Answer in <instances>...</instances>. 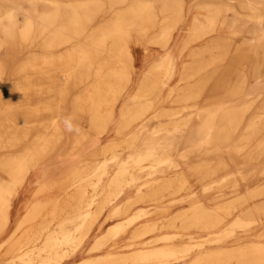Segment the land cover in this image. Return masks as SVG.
<instances>
[{
    "label": "bare ground",
    "instance_id": "6f19581e",
    "mask_svg": "<svg viewBox=\"0 0 264 264\" xmlns=\"http://www.w3.org/2000/svg\"><path fill=\"white\" fill-rule=\"evenodd\" d=\"M20 1L24 0H0V50L5 51V59L12 60L19 45L27 47L36 41L41 54L13 63L12 80L4 79L6 64L0 58V262L64 264L85 245L104 211L132 192L133 196L113 206L105 221L125 216L139 203H149L153 210L138 208L101 231L88 249L98 254L76 264H181L194 250L197 252L187 264H264L261 240L246 245L237 243L231 248H207L232 237L237 241V234L247 233L260 213L264 214V201L244 208L259 196L262 198L260 185L245 189L243 194L233 191L211 208L193 199L195 183L200 184L202 192L223 186L230 179L232 187L237 185V170L221 174L227 166L224 161L212 164L200 158L183 166L189 156L204 146L217 140L215 150H219L229 138L219 131L222 125L216 115L201 116L202 110L192 104L198 99V88L189 87L175 94L180 102H185L183 109L189 113L187 125H180L183 128L151 127L142 134V128L130 131L131 125L151 119L160 100L141 103L138 99L142 96L124 92L134 71L132 45L137 44L139 35L156 25L158 13L164 15L157 37L162 45H167L183 19L182 8L170 6L168 0H160V11L155 8V0H107L106 9L96 8L97 0H25L26 6ZM228 1L233 5H226V11L237 15L236 7L245 9V15L257 25L264 22V0ZM105 13L110 17L105 25L89 27L90 22ZM208 13L206 24L197 15L190 19L189 37L220 31L219 11L213 8ZM18 14L22 17L20 24ZM248 40L258 43L257 32ZM241 59L238 54L230 61L231 69L238 74ZM171 67L172 59L167 55L149 67L145 82L155 81L160 72L169 77ZM51 71L57 77H49ZM189 76H182L179 81ZM43 78L50 84L45 86L40 81ZM240 86L239 76L228 94L237 95ZM217 88L215 84L211 90ZM169 90L175 93L177 89ZM44 93L51 95L46 98ZM256 93L264 98V85L249 91ZM205 107L204 110L210 108ZM68 111L75 124L86 115L88 130H81L79 135L65 131L62 121ZM260 113L263 118L264 111ZM223 119L230 123L232 116L224 113ZM181 129L182 134L177 131ZM263 129L264 118L235 150L251 146L246 159H252V154L258 157L264 140L257 136ZM108 130L111 135L104 145L96 146L89 155L91 160H80L79 156L95 146ZM138 145L141 149L128 159L122 158L119 151L124 146L135 150ZM174 151L176 157L172 155ZM147 166L152 167L149 172ZM143 171L148 177L137 183V173ZM169 171L173 174L169 175ZM191 178L195 183H191ZM183 192L192 199L186 209L171 218L139 222L150 212L166 213L168 208L161 206L163 201L169 198L167 204H174L178 197H172ZM234 212L238 214L222 228ZM163 229L181 233L152 236ZM190 229L206 232L207 236L185 247L173 243ZM125 233H129L128 242L117 247L114 240ZM111 241L114 243L109 244ZM156 243L159 244L154 246ZM108 244L110 251L100 253ZM38 245L41 247L36 248ZM138 245L142 248L112 252Z\"/></svg>",
    "mask_w": 264,
    "mask_h": 264
},
{
    "label": "rangeland",
    "instance_id": "374dc122",
    "mask_svg": "<svg viewBox=\"0 0 264 264\" xmlns=\"http://www.w3.org/2000/svg\"><path fill=\"white\" fill-rule=\"evenodd\" d=\"M168 1L170 6L174 5V7L182 8L183 18L178 23L176 29L171 33L168 44L165 46L162 45V42L159 41L160 37H157V33L161 25L160 22L163 21L164 15L158 13L156 25L150 29L148 33L139 35L137 37V44L132 45V53L135 56L134 71L132 74V80L125 88L124 92L126 94H131L132 96H142V98L138 99V101L141 103L155 99L160 100L159 105H157L154 109L155 113L150 115L151 119H149L148 122H143L142 120L134 125H131L130 131L133 129L137 130L138 128H142V134L151 127L171 129L175 126L187 125L185 120L189 117V113L187 109H183L185 102H180L175 94L181 93L183 89L185 90L189 87H193L194 89L198 88V99L192 104H195L199 110H202L200 113L201 116H205L207 114L216 115L217 118L220 119V125H222L219 131L222 132V134L229 136V138L223 145H221L219 150H215V146L219 143L217 140L210 145L204 146L198 152H195L193 155L189 156V162H186V164L183 166L185 167L187 163L193 162L200 158L206 160L207 162H211L212 164H216L219 161H224L227 166L225 167V170H222L223 172L221 171V174H225L231 169L237 170V185L232 187L230 185V179L227 180V183L223 186L213 187V189L202 192L200 184L195 183L196 180L191 178V183H195L193 186V199H199L204 203L205 206L211 208L218 201L229 197L233 191L243 194L246 191L245 189L254 188L260 185L259 188L263 193V196L261 194L262 198L259 196L257 199L250 201L244 206V208L251 207L253 204L258 202L260 203L262 200L264 201V148L258 157L254 158V154H252V159L249 160L246 159V156L252 150L251 146L244 147L238 152L235 149L236 147L242 146L243 139L250 136L252 128L262 122L264 118L261 117L260 113L261 110L264 111V98L260 95V93L249 94L250 90L260 88L264 85V22L262 25H257L254 19H249L247 17L248 14L247 16L245 15L247 12L245 9L236 7L238 11L237 15L230 11H226V5H233V2L228 0ZM19 3L22 6H26L27 4L25 0L20 1ZM42 5L43 3H40L39 7ZM154 5L155 8L160 11L161 7H163V2L160 0H155ZM107 7V0H97L96 8L106 9ZM213 8L219 11L220 31L218 33L212 31L201 32L194 39L189 37L190 33L188 28L190 26V19L197 15L200 16L201 20L203 19L202 22L206 24L205 17H207V14H209L208 10ZM16 19L20 24L22 21L21 15L18 14ZM109 19V14L105 13L100 19L90 22V26H88L102 27L106 22H108ZM94 30H97V27ZM254 31L257 32L258 43H249L248 39L252 36ZM37 43L38 42L34 41V44H31L27 47L24 44L19 45L18 54L12 60L5 59V51L0 50V58L6 64L4 67V79L12 80L11 74L14 68L13 63H19L31 55L41 54V49L37 46ZM238 54L242 56V59L239 60L241 68L240 74H238L239 72L237 70L231 69L230 64L231 59L234 58V56H238ZM167 55H169L172 59V69L170 76L166 77L163 72H160L155 81L146 83L144 75L148 71L149 67L152 64L161 62L167 57ZM48 75L49 77H57L55 71L49 72ZM185 75L190 76L187 78V80L182 81V83L179 81V79ZM19 76L21 75H18V77ZM239 76L241 85L240 91L237 93V95L231 97L227 90L231 89L233 85L238 83ZM40 81L43 82L45 86L50 84L45 83V78ZM162 82L164 83L163 85ZM215 84L218 85L217 90H211L212 86H215ZM170 87L177 89L175 93L170 92ZM46 95L49 96L51 93L43 94V96L47 98ZM189 101L192 102L193 100ZM206 105L210 107L208 110H204ZM224 113L232 116L230 123L225 122L226 120L223 119ZM67 114L68 115H65L64 117H68L70 111H68ZM125 118L126 116L124 115L121 120L122 123L123 119L125 120ZM86 120L87 116L84 115L83 118L77 123L81 130H88L89 125ZM180 127L183 128L182 126ZM231 127L239 130H234V132L231 130ZM109 128H111V126ZM177 131L180 134L183 133L182 129ZM109 135H111V133L108 130V132L102 136L103 138H99L98 143L95 146L87 149L82 155L79 156L80 160H84L86 158L89 161L91 158L89 155L91 156V154L95 152L97 148L96 146L104 145L108 140ZM257 137L261 140H264V129ZM96 139H98V137H96ZM138 149H141L140 145H138L135 150H131V148L124 146L123 149L119 151V153L122 155V158L128 159L130 155H132V153L134 151L136 152ZM175 151L172 153L173 157H176L177 155ZM109 167L112 169L111 165ZM151 169L152 167L147 166L148 172ZM145 173L146 171L137 173V183H141L147 179L148 175ZM156 173L157 171L151 173V175ZM168 174L172 175L173 171H169ZM188 194L189 193L187 192H183L175 195L172 198L176 197L177 199L178 197L177 202L171 205L167 204L166 201L169 198H166L161 206L167 207L169 211L167 210V212L164 214L150 212L148 216L144 217L139 222L158 220L160 218L162 219L163 217L171 218L177 215L179 212L186 209L191 203L192 199L189 198ZM127 196H133V193L131 192L124 195L120 200L104 211V213L98 218L95 225L93 226L87 241L85 242V245L76 251L73 257L67 260L64 264H76L77 262L90 256L97 255L98 253L96 252H88V249L94 241V238L107 230L108 227H110L116 221L136 212L138 208H144L146 211H151L154 208V206L149 203H139L132 206L125 216L105 221V216L113 208V206L121 203V201ZM262 204L264 205V202H262ZM237 214L238 212H234V214L229 217L221 227L225 228L226 223ZM257 219V222L253 224L247 233L237 234V241L234 237H232L226 240L224 243L218 245H208L207 248H231L237 243L246 245L259 240L264 241V214L260 213V216ZM49 228L52 227L50 226ZM179 232L181 233L179 230L163 229L156 232L152 236ZM206 236V232L200 231L198 229H190L189 231L185 232L184 235L176 237L173 243L179 245V247H185V244L192 243L195 240H198L200 237ZM128 237L129 233L121 234L117 239L114 240V242L117 243L116 246L120 247L121 245L126 244L128 242ZM114 242L111 241L109 244ZM109 244L100 253H106L110 251V248L108 247ZM158 244L159 243H156L154 246ZM40 247L41 246L38 245L36 248ZM135 248H142V245L135 246L131 249L115 248L112 250V252L125 253ZM196 252L197 250H194L190 256L184 260V262L180 263L187 264L190 257L196 254ZM0 264H2V262H0Z\"/></svg>",
    "mask_w": 264,
    "mask_h": 264
},
{
    "label": "clouds",
    "instance_id": "9594fccd",
    "mask_svg": "<svg viewBox=\"0 0 264 264\" xmlns=\"http://www.w3.org/2000/svg\"><path fill=\"white\" fill-rule=\"evenodd\" d=\"M63 126L65 131L69 132V133H75L77 135L80 134L81 129L80 127L74 123V118L71 116L68 117H64L63 118Z\"/></svg>",
    "mask_w": 264,
    "mask_h": 264
}]
</instances>
